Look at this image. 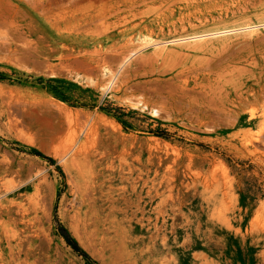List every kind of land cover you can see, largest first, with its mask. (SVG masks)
Returning a JSON list of instances; mask_svg holds the SVG:
<instances>
[{
  "label": "rangeland",
  "instance_id": "1",
  "mask_svg": "<svg viewBox=\"0 0 264 264\" xmlns=\"http://www.w3.org/2000/svg\"><path fill=\"white\" fill-rule=\"evenodd\" d=\"M0 264H264V0H0Z\"/></svg>",
  "mask_w": 264,
  "mask_h": 264
},
{
  "label": "trees",
  "instance_id": "2",
  "mask_svg": "<svg viewBox=\"0 0 264 264\" xmlns=\"http://www.w3.org/2000/svg\"><path fill=\"white\" fill-rule=\"evenodd\" d=\"M38 154L44 156L43 154H40V152H38ZM44 157L47 158L52 163L55 162V160L51 157H48V156H44ZM63 235L65 239L67 240V242L71 244L75 250H77L78 252H81L84 256L88 257L86 252L80 248L78 242L72 236H70L67 232H63Z\"/></svg>",
  "mask_w": 264,
  "mask_h": 264
},
{
  "label": "bare ground",
  "instance_id": "3",
  "mask_svg": "<svg viewBox=\"0 0 264 264\" xmlns=\"http://www.w3.org/2000/svg\"><path fill=\"white\" fill-rule=\"evenodd\" d=\"M87 157V156H86Z\"/></svg>",
  "mask_w": 264,
  "mask_h": 264
}]
</instances>
